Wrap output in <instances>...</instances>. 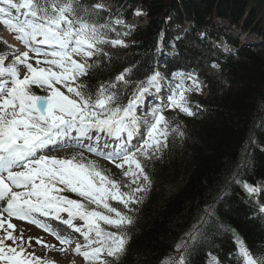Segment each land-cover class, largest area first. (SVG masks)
Masks as SVG:
<instances>
[{"label":"snow or ice","instance_id":"1","mask_svg":"<svg viewBox=\"0 0 264 264\" xmlns=\"http://www.w3.org/2000/svg\"><path fill=\"white\" fill-rule=\"evenodd\" d=\"M106 11L99 0H0V24L26 49L6 45L0 52V264H55L29 249L33 239L50 250L56 245L42 237L25 241L14 219L54 236L58 251H71L83 264H119L155 184L147 163L161 159L170 140L186 137L181 122L166 113L197 115L200 106L194 109L190 97L207 86L199 59L184 56L175 70L157 62L141 72L131 62L113 72L136 25ZM133 15L145 13L136 9ZM182 40L177 35L167 55L181 59ZM194 46L189 42L184 51ZM67 148L81 151L48 154ZM100 160L114 165L120 178ZM243 187L257 192L254 185ZM49 219L82 242L73 248L76 237L61 235ZM214 230L233 234L237 264H264V251L219 223L215 202L176 246L179 257L163 264H189L195 245ZM211 264H218L215 257Z\"/></svg>","mask_w":264,"mask_h":264},{"label":"trees","instance_id":"2","mask_svg":"<svg viewBox=\"0 0 264 264\" xmlns=\"http://www.w3.org/2000/svg\"><path fill=\"white\" fill-rule=\"evenodd\" d=\"M112 2L118 14L129 16L135 6H142L148 18L134 45L118 50L122 60L113 72L131 62L141 66V72L152 67L159 33L166 35L165 46L171 39L170 30L185 28L188 23L189 27L193 24L191 32L178 42L182 58L166 61L161 67L175 70L183 66L184 56L198 58L207 85L203 89L205 100L197 98L192 103L202 105L204 114L190 118L166 113L181 122L186 137L175 144L170 140L163 157L147 163L155 184L141 206L127 255L119 264H157L163 257L172 256L179 237L196 225L203 210L214 202L219 223L234 229L250 248L264 251V218L255 217L243 187L244 182L254 185L264 179V27L252 18L254 12L256 16L264 13V0ZM247 9L254 12L247 13ZM218 19L228 26H221ZM232 27L258 38L259 44L238 47V39L224 33ZM200 31L205 33L204 40L227 39L235 53L209 48L199 39ZM189 42L195 46L185 52ZM3 50L0 42V52ZM212 63L220 67L212 69ZM111 172L120 178L119 171ZM233 240L231 232L214 230L195 245L188 256L189 264H205L208 253L227 262L228 255L236 251Z\"/></svg>","mask_w":264,"mask_h":264},{"label":"rangeland","instance_id":"3","mask_svg":"<svg viewBox=\"0 0 264 264\" xmlns=\"http://www.w3.org/2000/svg\"><path fill=\"white\" fill-rule=\"evenodd\" d=\"M106 9H108V6H104ZM247 13L249 12H252L253 10H250V9H247L246 10ZM254 12V11H253ZM252 17V16H251ZM253 19H255V21H257V24L262 25L264 27V13L261 14V12L259 14H257V16L255 15V12L253 14ZM142 20H144V18L142 17L141 18ZM219 24L223 25V26H226L225 22L224 21H220L218 19L217 21ZM128 23H134L135 25L138 24V22L136 21H133V22H128ZM148 23L142 21L141 23H139V26H146ZM188 25V24H185V26ZM188 28V26H187ZM4 29V30H3ZM8 32V37H10L11 39V42L8 44L14 46L16 49H21V50H24V46L22 43H20L19 41H17L15 39V34L10 32L6 27H4L2 24H0V32ZM6 34V33H5ZM1 37V40H3L2 36ZM244 36H240L238 37V41H240L241 43H246V42H250V43H258L259 42V39L256 38V37H253V36H246L245 40H242ZM130 40L127 42L128 44V47H130L131 45L134 44L133 40L131 39V36H129ZM5 42V41H4ZM7 43V42H6ZM14 44V45H13ZM226 46L225 44L222 45V47ZM227 50H229L230 48H227ZM7 63V62H6ZM234 85L231 87L233 88ZM200 110L198 109L197 110V113H199ZM67 150V149H65ZM59 151V152H52L51 154H55V155H62V156H65L68 152L71 153V151ZM94 159V158H93ZM260 190L263 191L264 190V182H261V184L258 185ZM262 187V189H261ZM264 192V191H263ZM23 231L24 233V238H25V241H27V238L28 237H33V238H43V240L47 243V244H54L56 245V249H48V248H45L43 247L42 245H39V244H36L35 243V239H33L32 241V248L29 249V251H34L35 252V255L38 256V257H41L43 258L44 260L46 261H54L55 264H73V261H75V264H83V261H82V257H80L79 259H77L75 257L74 254H72L71 251L69 252H65V253H61L60 251H58V249L61 247L60 245H58L54 240H53V243L51 242V238L50 237H45L43 234H41L39 231L35 230V229H31V228H26V227H22V226H19L17 227V232L19 231ZM192 232V231H191ZM189 234V233H188ZM80 239V238H79ZM184 241V238L181 240V242ZM80 242H82V239H80ZM180 242V243H181ZM179 243V244H180ZM178 245V244H177ZM75 247V243L73 244V248ZM164 261V260H163ZM163 261L161 262V264H163ZM210 264V262L208 263Z\"/></svg>","mask_w":264,"mask_h":264},{"label":"bare ground","instance_id":"4","mask_svg":"<svg viewBox=\"0 0 264 264\" xmlns=\"http://www.w3.org/2000/svg\"><path fill=\"white\" fill-rule=\"evenodd\" d=\"M221 21V20H220ZM186 24H188V23H186ZM226 24V23H225ZM221 25V24H220ZM189 27V24L188 25H186L185 27ZM221 26H223V25H221ZM228 25L226 24V26H223V27H227ZM6 33V32H5ZM5 33H3L2 34V38H3V40H5L6 42H11V39L5 34ZM228 34H230L232 37H234V38H237L238 39V37H240V36H244L243 38H242V40H245V38H246V36H249V35H247V34H243V33H241L240 31H237L236 30V28H234V27H232L231 28V30H229L228 31ZM259 42H260V40H259ZM259 42L258 43H250V42H246V44H250V45H257V44H259ZM229 52H231V51H233V48L232 47H230L229 46ZM161 264V263H160Z\"/></svg>","mask_w":264,"mask_h":264}]
</instances>
